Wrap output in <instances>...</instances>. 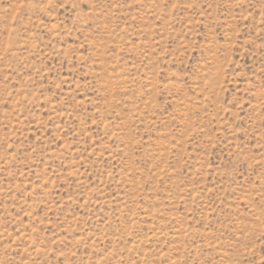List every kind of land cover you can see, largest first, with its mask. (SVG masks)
Here are the masks:
<instances>
[{
	"label": "rangeland",
	"instance_id": "1",
	"mask_svg": "<svg viewBox=\"0 0 264 264\" xmlns=\"http://www.w3.org/2000/svg\"><path fill=\"white\" fill-rule=\"evenodd\" d=\"M0 264H264V0H0Z\"/></svg>",
	"mask_w": 264,
	"mask_h": 264
}]
</instances>
